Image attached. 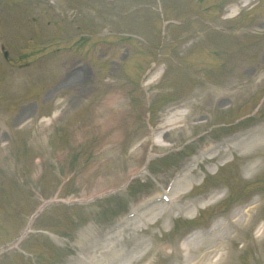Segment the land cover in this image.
<instances>
[{"label": "rangeland", "instance_id": "374dc122", "mask_svg": "<svg viewBox=\"0 0 264 264\" xmlns=\"http://www.w3.org/2000/svg\"><path fill=\"white\" fill-rule=\"evenodd\" d=\"M230 1L165 0L161 19L166 15L176 21L172 27L167 23V35L156 50L158 29L150 30L147 20L157 18L153 9L147 10L151 3L161 12L157 0H0V43L5 42L8 53L5 58L0 49V248L16 238L45 198H98L127 182L150 159L145 181L132 180V185L141 183L132 198L118 193L119 204L103 213L95 202L87 210L48 204L19 248L0 253V264H79L89 251L116 264L120 254L138 253L152 238L145 254L129 264H177L182 237L199 226L207 228L204 223L221 215L211 213L231 198L240 194L247 201L255 195L258 183L252 179H259L264 166V131L259 141L251 132L236 137L238 143L247 138L248 144L238 149L244 158L252 155L249 165L256 171L246 178L228 160L195 185L194 193H206L213 189L205 190L207 184L229 182L224 181L229 193L192 222L203 225L187 230L179 224L176 234L164 228L162 215L156 222L125 228L114 249H102L108 230L134 204L162 192L205 143L235 132L228 133L237 120L242 119L239 125L264 123V0H245L250 3L235 14L225 6ZM107 29L114 34H101ZM148 73L155 74L145 85L153 98L146 124L139 82ZM209 161L200 167L207 169ZM193 173L201 175L199 169ZM54 176L65 182L39 180ZM243 204L238 200L227 214ZM254 213L252 224L224 227L230 237L224 264H264V242L251 231L261 221ZM211 242L204 243L206 252ZM92 244L99 247L92 251Z\"/></svg>", "mask_w": 264, "mask_h": 264}, {"label": "bare ground", "instance_id": "6f19581e", "mask_svg": "<svg viewBox=\"0 0 264 264\" xmlns=\"http://www.w3.org/2000/svg\"><path fill=\"white\" fill-rule=\"evenodd\" d=\"M191 183H192V181L189 180L187 175H184L182 178H180V181L178 182V184H177V186L175 188V191L179 192V191H182L183 189L188 190L191 187V185H192ZM164 205H165V208H166L167 205L166 204H164ZM153 208H155V209L152 210L153 214H152L151 218H154L157 214L161 213L160 210L156 209V207H153ZM158 209H160V207ZM247 210L238 211L236 214H234V218L233 219L235 221H238V222L243 221L244 220V216L243 215L246 213ZM193 212H195V210ZM123 222H125V220ZM221 226L217 227V229H215L214 232L219 231L218 233H220V230L222 229ZM111 236L112 235H108V237H107L108 242H107V245L104 246L105 248H108L106 251H108V250L110 251V250L115 248V242L114 241L116 240V237L113 236L114 237V239H113ZM199 241H197L195 238H193L191 240V242L187 245V249L188 250L193 248L192 250L195 249V250L200 251V254L195 255V254L191 253L190 256L188 255L186 264H210L208 262V259H210V257L205 255V251L206 250L205 251L201 250V248H203L204 241H202V239H200ZM118 245H121V243H119ZM94 254H95L94 252L90 251L88 253V259H94ZM105 264H108V262H105Z\"/></svg>", "mask_w": 264, "mask_h": 264}]
</instances>
